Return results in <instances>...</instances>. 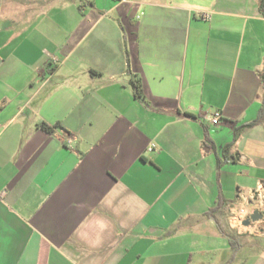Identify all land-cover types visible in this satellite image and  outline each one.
Wrapping results in <instances>:
<instances>
[{"label":"crops","instance_id":"0c3cea01","mask_svg":"<svg viewBox=\"0 0 264 264\" xmlns=\"http://www.w3.org/2000/svg\"><path fill=\"white\" fill-rule=\"evenodd\" d=\"M120 1L1 0L0 264H264L263 0Z\"/></svg>","mask_w":264,"mask_h":264},{"label":"built area","instance_id":"2783aa9c","mask_svg":"<svg viewBox=\"0 0 264 264\" xmlns=\"http://www.w3.org/2000/svg\"><path fill=\"white\" fill-rule=\"evenodd\" d=\"M121 0L120 2H125ZM202 21H208L210 16L202 14ZM221 120L220 113H214L207 118V121L216 125ZM65 144L69 147L73 145L71 139H66ZM257 211L261 218L255 221L250 220V216ZM249 220L248 225H244ZM228 226L236 235L263 236L264 235V183H259L256 188L240 196L238 205L230 209L228 217Z\"/></svg>","mask_w":264,"mask_h":264},{"label":"trees","instance_id":"16d2710c","mask_svg":"<svg viewBox=\"0 0 264 264\" xmlns=\"http://www.w3.org/2000/svg\"><path fill=\"white\" fill-rule=\"evenodd\" d=\"M260 11H261V13L264 14V0L260 4ZM129 75H131V74L129 73ZM261 77H262V81H263V96H264V70L261 74ZM131 82H132V87L134 90L135 98L144 101V96H143V92H142L140 79L134 76V78L132 79ZM263 121H264V105L261 107L257 119L255 121H253L252 123L244 126L243 129H247V128H250V127L256 126V125H260L261 123H263ZM55 127L56 128L59 127V124H56ZM41 128L47 132L51 131V128H49L45 124H41ZM205 141H208L206 132H205ZM218 207H220V205H218ZM217 227L219 229L220 234L229 240L232 252L235 253V251L237 250V241H236L237 236H235L228 229H225L224 227L220 226L218 223H217Z\"/></svg>","mask_w":264,"mask_h":264},{"label":"water","instance_id":"95a60500","mask_svg":"<svg viewBox=\"0 0 264 264\" xmlns=\"http://www.w3.org/2000/svg\"><path fill=\"white\" fill-rule=\"evenodd\" d=\"M1 3V0H0ZM262 216L261 214H259L257 211H255L251 216H250V220L251 221H255L257 219H260ZM249 224V220L245 221L244 225H248Z\"/></svg>","mask_w":264,"mask_h":264}]
</instances>
